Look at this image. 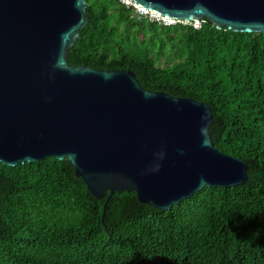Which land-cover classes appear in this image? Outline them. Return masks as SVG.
<instances>
[{
    "label": "trees",
    "instance_id": "obj_1",
    "mask_svg": "<svg viewBox=\"0 0 264 264\" xmlns=\"http://www.w3.org/2000/svg\"><path fill=\"white\" fill-rule=\"evenodd\" d=\"M70 66L129 70L143 88L208 104L215 148L248 181L168 211L135 192L95 198L67 158L0 163V264H264V32L208 20L162 26L121 0H87Z\"/></svg>",
    "mask_w": 264,
    "mask_h": 264
},
{
    "label": "water",
    "instance_id": "obj_2",
    "mask_svg": "<svg viewBox=\"0 0 264 264\" xmlns=\"http://www.w3.org/2000/svg\"><path fill=\"white\" fill-rule=\"evenodd\" d=\"M132 1L179 21L264 32V0ZM87 7L0 0V163L67 158L95 198L135 192L162 211L205 187L245 185L247 163L214 146L208 104L146 90L129 70L68 64Z\"/></svg>",
    "mask_w": 264,
    "mask_h": 264
},
{
    "label": "built area",
    "instance_id": "obj_3",
    "mask_svg": "<svg viewBox=\"0 0 264 264\" xmlns=\"http://www.w3.org/2000/svg\"><path fill=\"white\" fill-rule=\"evenodd\" d=\"M122 2L129 7H133L139 15L144 16L151 21H155L159 25L169 26V25H176L178 23H181L184 25V23H185L184 21L171 19V18L165 17V16H163L157 12L147 10V9L143 8L142 6L138 5L137 3L133 2L132 0H122ZM193 23H194L196 29L200 28L202 25V21H194Z\"/></svg>",
    "mask_w": 264,
    "mask_h": 264
},
{
    "label": "rangeland",
    "instance_id": "obj_4",
    "mask_svg": "<svg viewBox=\"0 0 264 264\" xmlns=\"http://www.w3.org/2000/svg\"><path fill=\"white\" fill-rule=\"evenodd\" d=\"M121 2H122V0H121ZM123 3V2H122ZM134 13L136 14V15H138V16H141V15H139L136 11H134ZM183 25V24H182Z\"/></svg>",
    "mask_w": 264,
    "mask_h": 264
},
{
    "label": "clouds",
    "instance_id": "obj_5",
    "mask_svg": "<svg viewBox=\"0 0 264 264\" xmlns=\"http://www.w3.org/2000/svg\"><path fill=\"white\" fill-rule=\"evenodd\" d=\"M160 155V158L162 159L163 158V153L159 154ZM158 170V169H157Z\"/></svg>",
    "mask_w": 264,
    "mask_h": 264
}]
</instances>
